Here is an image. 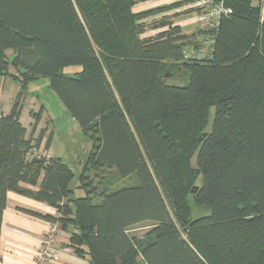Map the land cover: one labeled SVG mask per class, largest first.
<instances>
[{
	"label": "trees",
	"instance_id": "obj_1",
	"mask_svg": "<svg viewBox=\"0 0 264 264\" xmlns=\"http://www.w3.org/2000/svg\"><path fill=\"white\" fill-rule=\"evenodd\" d=\"M217 1L231 14L186 36L135 0H0V76L48 78L94 146L75 196L72 169L22 124L21 91L0 114V218L9 192L55 208L91 264H264V0Z\"/></svg>",
	"mask_w": 264,
	"mask_h": 264
},
{
	"label": "crops",
	"instance_id": "obj_2",
	"mask_svg": "<svg viewBox=\"0 0 264 264\" xmlns=\"http://www.w3.org/2000/svg\"><path fill=\"white\" fill-rule=\"evenodd\" d=\"M162 8L167 9L146 18L145 21L149 24L167 17L186 36H192L202 28L198 0H135L133 10L135 13H144ZM160 31L163 30H149L146 36H153ZM40 152L56 157L53 151L46 150L42 145ZM25 187L37 190L39 185ZM77 187L78 184L75 185V196H83V190ZM48 217H58L55 208L27 196L9 192L7 207L0 218V264H39V250L53 224ZM73 232L75 229L72 227L66 230L61 228L54 246L58 260L49 264H91L89 255H78L69 246V238Z\"/></svg>",
	"mask_w": 264,
	"mask_h": 264
},
{
	"label": "rangeland",
	"instance_id": "obj_3",
	"mask_svg": "<svg viewBox=\"0 0 264 264\" xmlns=\"http://www.w3.org/2000/svg\"><path fill=\"white\" fill-rule=\"evenodd\" d=\"M174 66L175 69H178L177 64H174ZM81 70V66H71L65 68L63 72L66 75L73 76ZM11 72L15 73L13 69H11ZM184 81L182 75H175L169 79V82L174 84H183ZM21 91L24 95L21 101L20 119L23 125L28 128V134L33 137L43 136L42 147L53 151L56 157L61 158L64 163L69 165L75 174L72 181V187L75 188V185L80 184L79 177L93 151L92 140L83 133L80 124L72 117L68 108L52 90L48 78L31 81L25 88H22L21 84L11 77L0 76V114L11 112ZM214 110H211L207 131L212 126ZM193 167H196L195 160H193ZM113 175V172H109L101 185L104 183H114L116 185L117 182H113ZM95 181L97 183L98 180ZM132 182L133 179L122 180L118 183V186H128ZM201 183L202 179L199 176L195 186H200ZM192 195L193 193L190 194L189 203L193 209L192 218H195L201 211L194 203ZM151 225L150 222L137 225L132 229V234L141 237Z\"/></svg>",
	"mask_w": 264,
	"mask_h": 264
},
{
	"label": "built area",
	"instance_id": "obj_4",
	"mask_svg": "<svg viewBox=\"0 0 264 264\" xmlns=\"http://www.w3.org/2000/svg\"><path fill=\"white\" fill-rule=\"evenodd\" d=\"M201 7L200 20L202 23L203 30L212 31L216 29L219 25L221 18L231 14V8L227 7L223 2H218L217 0H198ZM208 40V41H207ZM205 41V46L210 47L213 40L208 38ZM203 52H199L198 56H203ZM45 154V153H44ZM61 232V226L59 223H53L46 233L43 240L42 246L38 253V263L39 264H49L58 260V254L54 248L57 243L58 236Z\"/></svg>",
	"mask_w": 264,
	"mask_h": 264
},
{
	"label": "water",
	"instance_id": "obj_5",
	"mask_svg": "<svg viewBox=\"0 0 264 264\" xmlns=\"http://www.w3.org/2000/svg\"><path fill=\"white\" fill-rule=\"evenodd\" d=\"M207 134L204 135V137H206ZM202 138L201 137L199 140L202 141ZM199 189V187L195 186V188L192 190V193H195L197 190Z\"/></svg>",
	"mask_w": 264,
	"mask_h": 264
}]
</instances>
